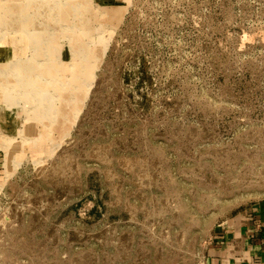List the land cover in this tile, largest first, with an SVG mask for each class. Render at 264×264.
Here are the masks:
<instances>
[{
	"label": "rangeland",
	"instance_id": "rangeland-1",
	"mask_svg": "<svg viewBox=\"0 0 264 264\" xmlns=\"http://www.w3.org/2000/svg\"><path fill=\"white\" fill-rule=\"evenodd\" d=\"M2 22L0 264H206L264 201V0H0Z\"/></svg>",
	"mask_w": 264,
	"mask_h": 264
},
{
	"label": "crops",
	"instance_id": "crops-1",
	"mask_svg": "<svg viewBox=\"0 0 264 264\" xmlns=\"http://www.w3.org/2000/svg\"><path fill=\"white\" fill-rule=\"evenodd\" d=\"M206 264H264V201L226 219L211 239Z\"/></svg>",
	"mask_w": 264,
	"mask_h": 264
},
{
	"label": "bare ground",
	"instance_id": "bare-ground-1",
	"mask_svg": "<svg viewBox=\"0 0 264 264\" xmlns=\"http://www.w3.org/2000/svg\"><path fill=\"white\" fill-rule=\"evenodd\" d=\"M5 25L6 24L3 23V22L0 23V28L3 27V29H5L4 28ZM70 66H72V65L70 63H67L66 62V65H63V69H62V72L63 73H61L65 77V81H64V82H66V88H65V90L59 91V88H58L55 91H51V93H54L52 95H57V97L60 96L62 98L60 103H63L64 106L65 105H70V106L76 107V103L78 101V91H79L80 86L79 87L78 86H75L74 83L77 82V85H80V83H83L84 84V81H82L81 74L83 73V71L87 72L89 70V66H87V64H83L82 65V68L83 69L81 68L83 71H81L80 69H78L77 70V73L72 72L73 70L70 71ZM3 73H4L3 68L0 67V75H2ZM46 73H48V74L51 75L50 72H46ZM52 75L54 76V73L53 72H52ZM24 76H26V75H24ZM21 78H23V77H21ZM63 85L65 86V84H63ZM42 107H44V110H45L46 105L43 104ZM55 108L56 109L54 110V115H53L54 117L52 116L51 119H49V122H47V123L41 122V130L40 131H38V130L37 131L31 130V129H34V128H32L33 126L30 125L32 123V121L34 119L39 120V118H38L39 117V114H37L38 112L35 113V111H34L33 112V115L31 117H28V119L30 118V120H28L30 123H27V125H25V127H24L25 133H27L29 131L28 132L29 134L27 133L29 136L23 134L24 135L23 139L24 140L25 139L27 140L28 138H30L32 141L37 142L38 145H40L39 147H41L44 143H46V141L49 140L48 138H49L50 132L52 130H58L59 128H61V126L59 125V118H62L64 116V114L66 113L65 110L60 109L58 106L57 107L55 106ZM40 110H42V109H40ZM35 116H37V117H35ZM42 117L43 116H41V118ZM0 146L2 148H6L7 144H6V142H0ZM39 154H40V152H39Z\"/></svg>",
	"mask_w": 264,
	"mask_h": 264
}]
</instances>
